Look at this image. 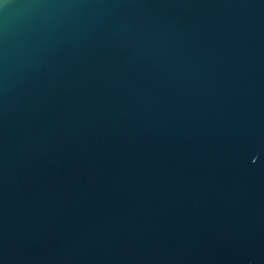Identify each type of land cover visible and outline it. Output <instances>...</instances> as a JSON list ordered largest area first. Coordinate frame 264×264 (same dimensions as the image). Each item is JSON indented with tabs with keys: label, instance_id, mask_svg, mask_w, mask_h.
Masks as SVG:
<instances>
[{
	"label": "water",
	"instance_id": "obj_1",
	"mask_svg": "<svg viewBox=\"0 0 264 264\" xmlns=\"http://www.w3.org/2000/svg\"><path fill=\"white\" fill-rule=\"evenodd\" d=\"M0 264H264V0H0Z\"/></svg>",
	"mask_w": 264,
	"mask_h": 264
}]
</instances>
